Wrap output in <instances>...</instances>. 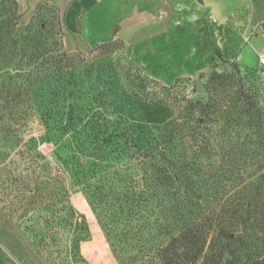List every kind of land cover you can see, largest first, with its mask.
Wrapping results in <instances>:
<instances>
[{"label": "trees", "instance_id": "obj_1", "mask_svg": "<svg viewBox=\"0 0 264 264\" xmlns=\"http://www.w3.org/2000/svg\"><path fill=\"white\" fill-rule=\"evenodd\" d=\"M216 54L243 65L228 44ZM99 80L82 103L55 90L41 117L49 152L7 128L30 154L12 183L46 217L50 253L63 239L70 263L89 264L91 228L71 201L80 192L118 264H264V87L215 71L202 100L177 91L179 78L150 95Z\"/></svg>", "mask_w": 264, "mask_h": 264}, {"label": "rangeland", "instance_id": "obj_2", "mask_svg": "<svg viewBox=\"0 0 264 264\" xmlns=\"http://www.w3.org/2000/svg\"><path fill=\"white\" fill-rule=\"evenodd\" d=\"M36 4L35 0H0V155H5L0 159V264H72L66 258L63 239L50 253L46 217L37 218L15 191L12 179L22 172L26 174L30 154L7 128L19 129L26 139L37 137L35 148L44 153L43 145L51 150V144L41 117L55 105L56 89H68L69 97L82 103L100 78L115 81L123 94L140 91L149 95L156 85H172L177 79L165 81L150 74L148 68L162 67L161 59L146 64L132 47L116 37L102 43L95 39L90 44L71 35L59 8L48 2ZM227 23L231 28L228 54L236 60L241 49L239 55L245 65L236 72L232 65H221L219 58L206 69L178 77L177 91L206 100L207 84L215 71L235 73L237 85L241 80L246 85L264 87V76L254 68L264 45L255 37L259 29L264 33V0H249ZM261 93L264 103V90ZM110 96L114 98L113 93ZM261 170L264 172V159ZM71 196L76 209L85 214L92 233L81 244V254L89 264H118L93 211L90 213L86 205L79 206L85 196L80 192ZM41 237L43 242L39 241Z\"/></svg>", "mask_w": 264, "mask_h": 264}, {"label": "crops", "instance_id": "obj_3", "mask_svg": "<svg viewBox=\"0 0 264 264\" xmlns=\"http://www.w3.org/2000/svg\"><path fill=\"white\" fill-rule=\"evenodd\" d=\"M47 2L63 12L71 35L90 44L116 37L146 64L161 59V68L148 70L168 81L218 60L216 50L225 52L231 35L227 19L249 0H35L36 5ZM255 37L264 44L260 29ZM240 50L236 59L244 64Z\"/></svg>", "mask_w": 264, "mask_h": 264}, {"label": "built area", "instance_id": "obj_4", "mask_svg": "<svg viewBox=\"0 0 264 264\" xmlns=\"http://www.w3.org/2000/svg\"><path fill=\"white\" fill-rule=\"evenodd\" d=\"M258 72H260L264 76V49L263 51L259 54V64H258ZM46 150V151H45ZM49 147L47 144H44L42 147V151L44 152H49Z\"/></svg>", "mask_w": 264, "mask_h": 264}, {"label": "bare ground", "instance_id": "obj_5", "mask_svg": "<svg viewBox=\"0 0 264 264\" xmlns=\"http://www.w3.org/2000/svg\"><path fill=\"white\" fill-rule=\"evenodd\" d=\"M86 205L88 207V210L90 211V213H92V210H90L89 206H88V203L87 201L85 200V198L83 197V200H82V203H80V207ZM93 214V213H92Z\"/></svg>", "mask_w": 264, "mask_h": 264}]
</instances>
